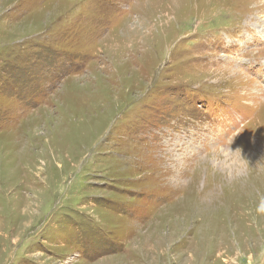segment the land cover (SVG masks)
I'll list each match as a JSON object with an SVG mask.
<instances>
[{
    "label": "rangeland",
    "instance_id": "rangeland-1",
    "mask_svg": "<svg viewBox=\"0 0 264 264\" xmlns=\"http://www.w3.org/2000/svg\"><path fill=\"white\" fill-rule=\"evenodd\" d=\"M263 23L0 0V264H264Z\"/></svg>",
    "mask_w": 264,
    "mask_h": 264
},
{
    "label": "bare ground",
    "instance_id": "bare-ground-1",
    "mask_svg": "<svg viewBox=\"0 0 264 264\" xmlns=\"http://www.w3.org/2000/svg\"><path fill=\"white\" fill-rule=\"evenodd\" d=\"M264 24V23H263ZM263 33H264V28H262V31H261V36H263ZM263 39H264V36H263ZM261 39V40H263Z\"/></svg>",
    "mask_w": 264,
    "mask_h": 264
}]
</instances>
